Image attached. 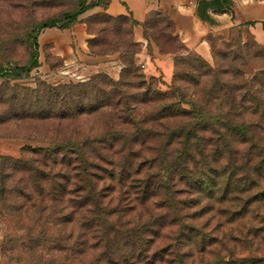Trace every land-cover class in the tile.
I'll list each match as a JSON object with an SVG mask.
<instances>
[{
    "label": "rangeland",
    "instance_id": "374dc122",
    "mask_svg": "<svg viewBox=\"0 0 264 264\" xmlns=\"http://www.w3.org/2000/svg\"><path fill=\"white\" fill-rule=\"evenodd\" d=\"M77 1L0 0V66H32L29 64L30 56L33 51L37 52L38 66L32 68L30 74L23 79L10 81L11 85L33 89L39 82L51 86L82 85L98 75H105L108 79L118 82L129 78V71L135 67L139 79L134 87L127 88L128 93L139 95L143 90L151 91L149 103L136 107V122H144L142 126H148L156 135V140L146 150L134 145V152L140 149V156L139 153L135 154L139 156L137 163L146 167L143 168L144 175L132 176L137 181L147 179L145 175H158L159 167L152 165L149 168L147 164L153 157L159 158V154L168 153L171 160L181 152L183 137L169 136L172 131L190 124L192 120L175 116L179 110L191 109L186 104H195L210 112L217 110L218 102L213 99L212 92H208L212 88L207 87L210 81V85L214 81L213 74L205 77L203 63L209 65L212 70L224 65L228 74L220 77V81L223 79L233 83L235 77L231 69L241 70L242 80L253 82L250 84L252 92L259 88L258 83L253 80L255 75L264 77V46L257 42L248 27L228 25L224 30L208 35L205 40L209 45V56L204 58L186 47L177 34L176 23L171 15L154 12L140 26L143 37L148 42L146 51L150 58L141 64L143 58L140 57L144 50L142 45L136 42L135 30L138 26H132L131 17L122 19L118 24L114 20L106 21L107 16L117 18L97 7L79 16L77 22L64 29V14L74 11ZM50 19L57 20L59 24L53 29L42 31L38 36L37 46L33 49L31 39L28 38L30 31L37 24ZM212 44L215 45L216 53L229 56L228 61H224L226 58L223 59V55L215 59ZM235 53L239 58L235 59ZM86 55L101 59H86ZM115 55L116 61L111 58ZM113 62L122 67L118 77L115 76L117 66L110 64ZM176 74L178 78L175 80ZM4 83L9 84V77H0V85ZM102 86L101 83L96 85L97 88ZM159 93L165 96L153 97ZM245 93L246 91H242L240 94ZM98 99H101V96ZM7 107L0 105V115L9 119ZM166 108L171 110L165 112ZM76 116L67 122L0 121V157L19 161L23 155L39 160L38 164H41V158L27 152L28 149L48 148L51 141H96L104 139V136L109 137L114 130L116 136L120 130L132 127L129 120L122 118L112 108ZM245 120L248 123H261L260 119L250 116ZM127 133L128 135L120 133V136L133 138L131 130ZM212 137L210 134L203 136L204 139ZM168 143H171L169 147L166 145ZM116 144L118 146L106 156L110 161H115L114 164L121 161L123 153L120 150L127 149L122 139ZM246 147L241 145L240 152L234 156L227 153L212 155V150L208 149V162L212 164V169L200 168L196 172L199 174L193 176L195 179L207 180L208 189L200 184V180L190 185L187 179L182 180L177 174L171 191L158 190L142 200L137 191L138 183L126 180L121 184L118 182L120 174L116 172V179L105 177L106 180L98 181L97 191L102 192L103 201L97 209L113 213L120 223H113L116 230L120 231V227L131 232L141 230L148 235L146 237L154 239L155 249L153 248L151 253L166 249L168 252L162 256L163 262L159 264H177L176 249L184 255L186 264H264V170L258 169L263 160L258 153L249 156L243 152ZM164 149L167 152H164ZM98 164L105 169L111 167L107 162ZM228 164H232L235 169L230 170ZM47 165L44 166V171L52 174L57 181L61 179L59 173L66 172L70 175L72 181L67 186L68 193L76 189L73 177L77 171L61 164L60 157L55 165L50 161ZM20 170L12 172L10 167L5 169V186L0 174V191L6 189L5 195L0 197V264H42L40 251L33 252L29 240L32 235L35 236L32 225L41 224L38 221L41 217L38 213L44 207H40L38 202L29 214L25 213L27 206L30 207L31 204H23L20 186L31 177ZM11 172L12 176L9 178L8 173ZM81 197L80 194H68L65 204L58 206L56 211L50 210L52 205H48V212L42 216V222L48 219V222L53 224L56 219H60L62 211L70 213L72 217L70 214L69 217L73 222L66 227V233H72L76 241L80 236L88 246L101 245L102 248L87 250L82 259L72 264H108L105 259L114 251L119 252L117 261L120 260L119 263L123 264L121 258H125L123 251L127 249L122 246L128 248V237L133 234L128 235L127 232L120 231L121 236H117L121 242L108 246L95 231L101 225L97 222L98 210L90 208L91 212H88L86 207H82ZM9 203L13 208L20 206L21 210L10 212L9 216V210H12ZM1 212H6V216L1 217ZM112 220L111 218L110 221ZM106 222L108 221L103 220V224L108 225ZM149 226L156 228L155 234L148 232ZM109 232L110 238L116 235V231L111 227ZM60 234L57 228L53 238H58ZM129 250L126 253H129ZM254 259L259 261L254 262ZM132 263L138 264L136 261Z\"/></svg>",
    "mask_w": 264,
    "mask_h": 264
},
{
    "label": "trees",
    "instance_id": "16d2710c",
    "mask_svg": "<svg viewBox=\"0 0 264 264\" xmlns=\"http://www.w3.org/2000/svg\"><path fill=\"white\" fill-rule=\"evenodd\" d=\"M111 0H96L94 2H88V0H78L77 8L71 13H65L62 21L64 29L69 28L75 22H77L79 16L88 12L91 9L100 7L107 11ZM198 4L197 16L198 18L209 25L213 24V20L209 14L213 11L215 14L232 13L234 5L230 0H195ZM132 18V17H131ZM127 20L126 17H119L112 19L111 17H105L106 21L114 20L117 24L121 20ZM59 23L57 20L50 19L45 22L37 24L29 33L28 38L31 39L33 49L37 46V39L39 34L46 29H53ZM132 26H141L142 24L132 19ZM241 26L250 28L253 26L252 23L243 21ZM214 50L215 59L221 56L224 61H228L229 56L225 54H219L215 51V45H211ZM37 52L33 51L30 58L32 66L27 67H13L3 68L0 66V77H9V84L4 83L0 85V105L8 106L9 119L7 116L0 115V121L6 122H22V123H36L49 121L67 122L75 119L78 115H90L99 112L103 109L112 108L116 110L117 114L125 120H129L132 127L120 130L118 135L114 136L115 130L109 134V137L104 136V139H97L96 141H73L68 140L65 142L51 141L48 148L40 149H28L27 152L35 154L41 158V164H38L39 160L28 158L22 155V159L19 161L12 160L10 158L0 157V174L2 176V184L5 186L3 180L5 169L9 168L11 171L24 172V174L30 175L31 179L28 178L26 182L20 186V196L24 200L27 206L25 211L29 214L32 208H35L36 203H40V207L44 209L39 210L41 216L38 221L41 223L38 225L35 223L32 225L35 236L30 238V248L40 251V261L42 264H72L74 261H79L84 257V254L89 249L102 248L100 244L88 246L83 243L79 236V242L76 241L72 233H66V227L73 222L70 218L72 214L64 213L61 214L60 219H56L55 222L50 223L48 219L42 222V216L47 211V206L52 205V211H56L58 206H62L66 202L68 194H79L82 195V207H86L88 212H91L90 208L97 211V217L101 225L98 226L97 234L103 242H106L108 246H113L115 243L120 241L118 236H121L120 231L127 232L129 242L128 248L123 247L127 250L125 258H121L124 261L123 264H133L136 261L138 264H159L163 262V257L166 249L156 250L151 253L154 248V242L152 238L145 232L139 230L138 232H131L129 230H123L121 227L119 230L115 229V224L120 225L113 213H107L100 209L102 192L97 191L98 181H104L108 179H116V172L120 177L118 178L119 183H124L126 180H130L132 183H138L137 191L141 195L142 200L148 198L153 192L158 190H172V182L177 174L180 179L188 180L190 185L196 184L200 180V184H203L205 189L209 188L208 181L204 178L195 179L196 173L200 168L212 169V164L208 162L209 151L212 150V155H222L223 153L234 156L239 153L241 145H246L245 152L247 155L259 154L262 157V165L258 167L260 170H264V77L255 75L254 79L259 88L256 92L251 91L250 84L253 82L243 81V73L238 69H231L234 74L232 82H226L219 78L226 74L228 71L223 67L215 70L209 67V65L203 63V69L206 70L205 77H209L208 74H213V82L210 85L208 83V92H212L213 99L217 100L216 111H206L205 108L196 106L195 104H186L191 109L179 110L175 116H182L185 120H192L190 124L180 126L178 130L171 132L169 138L176 136L183 137L182 145L183 148L180 153L176 154L175 157L169 160L168 153L160 155L159 158L153 157L151 161H148V166L157 165L158 175L151 177L145 175L147 179L136 180L132 176L144 175L143 168L145 165L137 163L136 159L140 156V149L134 152V145L141 147V149H147L156 140V135L152 133V130L146 126H142L144 122H136V107L139 104L145 105L149 103L148 97L151 95V91L146 89L143 90L139 95L129 94L127 88H132L137 83L139 75H137V69L129 71V78L121 79L118 82L108 79L105 75H98L96 78L91 79L88 83L82 85H62V86H51L43 82H39L36 88H25L21 85H11L10 81H18L28 76L32 68L38 66ZM235 59L239 58L234 54ZM224 63V62H223ZM178 68V63L176 64ZM240 74V75H239ZM128 76V75H127ZM126 76V77H127ZM177 74L175 80L177 79ZM131 79L136 80L135 83ZM240 79L242 81H240ZM131 80V81H130ZM101 83L103 86L97 88L96 85ZM242 91H246L245 94H240ZM101 96V99L98 97ZM153 96V95H152ZM165 96L163 94L154 95ZM132 100V101H131ZM157 100V99H155ZM100 102V104H99ZM211 104V100L209 99ZM184 104V103H183ZM171 110L166 108L164 111ZM8 112V111H7ZM7 115V114H6ZM250 116L261 120L259 122H246V118ZM4 117V119H3ZM1 122V123H2ZM146 123V122H145ZM147 124V123H146ZM131 130L134 134L133 138L129 136H120L121 134L128 135L127 131ZM121 133V134H120ZM212 135V139H204L205 135ZM120 139L124 140V147L120 150L122 154L121 161L114 164L115 161H110L106 157L111 150L118 146L116 144ZM133 140V141H132ZM130 142V143H128ZM171 143L166 144L169 147ZM127 151V152H125ZM167 152L166 149L163 150ZM139 153V156L135 154ZM197 153V154H195ZM117 156V153H116ZM60 157L61 164L66 165L65 167H71L72 171H77L73 177V184L76 189H72L68 193V187L70 182V175L65 173H59L60 178L58 181L54 179V176L44 171V166L50 161L53 165L58 163ZM109 161V162H108ZM107 162L111 165L109 169L103 168L98 163ZM9 166V167H6ZM48 166V165H47ZM230 170H234L235 167L231 164L227 166ZM120 169V171H119ZM208 170V169H207ZM12 172L8 173V177L11 178ZM206 172V171H204ZM101 174V175H100ZM103 175V176H102ZM107 175V176H106ZM201 175V174H200ZM207 175V174H204ZM106 177V179H105ZM143 177V176H142ZM63 179H65L63 181ZM195 179V180H194ZM32 180V181H31ZM48 185V187H47ZM81 192H83L81 194ZM6 189L0 191V197L5 195ZM23 194V195H21ZM90 203V204H89ZM10 206V203H9ZM80 207V209L82 208ZM10 212H19L21 207L13 208ZM6 216V212H1V217ZM113 219L110 221V219ZM104 221L108 225L103 224ZM115 221V222H113ZM110 227L116 231V235L109 237ZM60 230V236L53 238V234L56 229ZM192 229H194L192 227ZM38 230V231H36ZM148 232L152 234L156 233V228L149 226ZM112 231V230H111ZM39 232V233H38ZM118 234V236H117ZM117 236V237H116ZM21 240L23 238L21 237ZM107 240V241H106ZM72 241L76 243L71 244ZM88 246V247H87ZM155 249V248H154ZM30 250V251H31ZM122 251V250H120ZM105 252V250H104ZM120 256L118 251H114L111 256L105 260L108 264H120V260L117 261ZM114 257V259H112ZM175 259L177 264H186L184 255L180 254L179 251L175 252ZM254 262L259 260L254 259ZM261 261V260H260Z\"/></svg>",
    "mask_w": 264,
    "mask_h": 264
},
{
    "label": "crops",
    "instance_id": "0c3cea01",
    "mask_svg": "<svg viewBox=\"0 0 264 264\" xmlns=\"http://www.w3.org/2000/svg\"><path fill=\"white\" fill-rule=\"evenodd\" d=\"M88 1L90 3L96 0ZM230 1L234 5L232 13L215 14L213 11L209 12L213 20L212 25L204 23L198 18V4L195 0H111L105 12L114 18L132 17L134 21L140 24L145 23L149 15L154 12L168 13L176 23L177 34L186 47L204 58L209 56L210 49L205 40L208 35L218 33L228 25L240 26L243 21L253 24L249 29L257 42L264 46V0ZM135 34L136 42L141 44L144 50L140 57L143 58L141 61L143 64L150 59L146 51L148 42L144 39L140 26L136 28ZM86 56V59L90 60L101 59ZM111 58L116 61L117 55L111 56ZM110 64L117 66L118 71L115 76L118 77L122 67L117 62Z\"/></svg>",
    "mask_w": 264,
    "mask_h": 264
}]
</instances>
